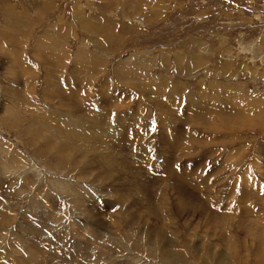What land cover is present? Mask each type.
<instances>
[{
	"label": "rangeland",
	"instance_id": "374dc122",
	"mask_svg": "<svg viewBox=\"0 0 264 264\" xmlns=\"http://www.w3.org/2000/svg\"><path fill=\"white\" fill-rule=\"evenodd\" d=\"M0 211V264H264V0H0Z\"/></svg>",
	"mask_w": 264,
	"mask_h": 264
},
{
	"label": "bare ground",
	"instance_id": "6f19581e",
	"mask_svg": "<svg viewBox=\"0 0 264 264\" xmlns=\"http://www.w3.org/2000/svg\"><path fill=\"white\" fill-rule=\"evenodd\" d=\"M62 89V88H61ZM66 89V88H65ZM54 93V92H53ZM62 93V92H61ZM63 94V93H62ZM71 97V96H70ZM67 99V98H66ZM71 100V99H70ZM71 106V105H70ZM79 109V108H78ZM104 113V112H103ZM100 114V113H99ZM92 115H93V113H92ZM102 115V114H101ZM85 117V116H84ZM104 117V116H103ZM111 117V116H110ZM89 118H90V115H89ZM86 119H87V117H86ZM91 120V119H90ZM36 121H37V119H36ZM62 124H63V126H64V129L62 130L61 129V125L59 124V127L57 128L52 122L51 123H47V122H44V121H40L39 123H35V126H34V128L35 129H37V132L36 131H30V132H33L34 133V137H41L40 139H42L43 140V142H44V137H43V135L42 134H44V136H45V138H46V134H48L49 135V138H50V134H51V132H54L57 136H59L60 137V139H61V145H60V148H61V150L64 152V153H66L67 151H75V153H76V151H81V152H85L86 151V149L88 150L87 152L89 153V151H91V153L93 152L94 153V155H95V157H97L98 158V156L101 158V155H99V153L102 151H100L99 149V151L98 150H94L93 148H91L94 144L93 143H88V142H86V141H84V139H87V140H90V139H92V138H94L95 136L97 137V139H98V137H99V144L102 146V145H104L105 144V142H107L109 139H110V134H111V132H114V131H116V132H120L119 134H118V136L117 135H115V137L117 136L118 138H114V141L116 140V139H119L118 141H120V142H125L126 140H127V138H126V136H125V133H126V131H125V129L122 131V124L120 123L119 125H118V127H116V128H112V125H111V127H110V125H109V121H108V118H106V117H104V122L103 123H101V125H102V128H100V132L99 133H97V132H95V131H93L92 130V128L90 127V124H86V127H87V129H88V131L87 132H84L83 130H79V128H78V124H76V123H72V122H68V121H63L62 119H60L59 120ZM100 121V120H99ZM58 123V122H57ZM81 123V122H80ZM229 123V122H228ZM82 124V123H81ZM98 124H100V122L98 123ZM232 124V123H231ZM34 125V124H33ZM95 129H97V123H94V124H91ZM81 127H83V129H84V126H81ZM115 127V126H114ZM27 128H29V127H27ZM30 128H32V127H30ZM63 128V127H62ZM33 129V128H32ZM28 130V129H27ZM114 130V131H113ZM98 131V130H97ZM123 132V133H122ZM122 133V135L121 136H119L120 134ZM134 133V132H133ZM30 134H32V133H30ZM82 137H85V138H82ZM48 138V139H49ZM74 138H76V141H73V139ZM31 139V138H30ZM47 139V140H48ZM80 140H83L82 141V144H77L78 143V141H80ZM135 140H137V138L135 139ZM134 140V141H135ZM163 140V139H162ZM92 141H93V139H92ZM143 141V140H142ZM164 141V140H163ZM192 141V140H191ZM60 142V141H59ZM58 142V143H59ZM111 142V141H110ZM137 142V141H136ZM38 143V142H37ZM73 143V144H72ZM44 144V143H43ZM68 144H70V145H68ZM97 144V143H96ZM126 144H128V143H126ZM146 145V144H145ZM157 145V144H156ZM58 145H56V147H57ZM42 149L40 150V151H43V147H41ZM190 148V147H189ZM40 149V148H39ZM45 149V148H44ZM124 150V149H123ZM188 151V150H187ZM38 153V152H37ZM40 153V152H39ZM93 153H92V155H93ZM102 153H103V151H102ZM101 153V154H102ZM123 153V152H122ZM90 154V153H89ZM108 155H109V153H107ZM15 155V154H14ZM87 155V154H86ZM81 156V155H80ZM103 156V155H102ZM107 156V155H106ZM102 158H104V157H102ZM102 160V159H101ZM106 160H108V158L106 159ZM117 160H119V161H121V159H117V158H112V161L111 162H116ZM119 161H118V163H119ZM106 163H107V161H106ZM91 164V163H90ZM89 164V165H90ZM105 164V163H104ZM109 164V163H108ZM205 164V163H204ZM102 166H103V164H101ZM100 165V166H101ZM106 165V164H105ZM121 165V164H120ZM148 165V164H147ZM87 166V165H86ZM257 166V165H256ZM88 167V166H87ZM91 167V166H90ZM105 167V166H104ZM177 167V166H176ZM93 168V167H92ZM98 168V167H97ZM109 168V167H108ZM163 168V167H162ZM88 169V168H87ZM96 169V168H95ZM99 169V168H98ZM159 169V168H158ZM93 170V169H92ZM150 170V169H149ZM153 170V169H152ZM101 171V170H100ZM109 171V170H108ZM159 171V170H158ZM83 172V171H82ZM87 172V171H86ZM96 173H97V171H95ZM99 172V171H98ZM104 172H106V171H104ZM103 172V173H104ZM130 172V171H129ZM161 172V171H160ZM171 172V171H170ZM106 173H108V172H106ZM94 174V173H93ZM99 174V173H98ZM101 174V173H100ZM99 174V175H100ZM105 174V173H104ZM181 174V173H180ZM88 175V174H87ZM107 175V174H106ZM179 175V174H178ZM102 176H104V175H102ZM101 176V177H102ZM106 177V176H105ZM177 177V176H176ZM83 178V177H82ZM89 178V177H88ZM98 179V178H97ZM96 179V180H97ZM95 180V181H96ZM99 180V179H98ZM185 180V179H184ZM101 181H102V179H101ZM106 182V181H105ZM62 183H64V182H62ZM96 183V182H95ZM100 183V182H99ZM103 184V183H102ZM115 184V183H114ZM113 184V185H114ZM66 186V185H65ZM116 186V185H115ZM162 186V185H161ZM217 186V185H216ZM118 188V187H117ZM215 188V187H214ZM224 188V187H223ZM154 189V188H153ZM182 189V188H181ZM183 190V189H182ZM116 191H118L117 189H116ZM196 191V190H195ZM211 191V190H210ZM246 191V190H245ZM140 192V191H139ZM119 193V192H118ZM72 194V193H71ZM75 195H76V193H75ZM110 195V194H109ZM80 195L78 194L76 197H79ZM127 196V195H126ZM75 197V198H76ZM112 197V196H111ZM125 198V197H124ZM130 198V197H129ZM196 199V198H195ZM73 200V199H72ZM117 200V199H116ZM184 200V199H183ZM78 201V200H77ZM121 201V200H120ZM188 201V200H187ZM131 202H132V200H131ZM110 203V202H109ZM111 205V204H110ZM119 205V204H118ZM111 207V206H110ZM147 207V206H146ZM5 208V207H4ZM125 208V207H124ZM112 209V208H111ZM121 209V208H120ZM120 209H119V211H120ZM132 209H133V206H132ZM135 209V208H134ZM133 209V210H134ZM114 210V209H113ZM151 210V209H150ZM153 210V209H152ZM195 210V209H194ZM203 210V209H202ZM201 210V212H204V211H202ZM208 210V209H207ZM115 211V210H114ZM128 211V210H127ZM138 211V210H137ZM136 210L135 211H133V212H137ZM186 211V210H185ZM184 211V212H185ZM191 211V210H190ZM6 212H8L7 210H6ZM3 212H1L0 211V216H1V214H2ZM131 213V212H130ZM182 213V212H181ZM188 213V212H187ZM193 213V212H192ZM134 214V213H133ZM152 214V213H151ZM130 215V214H129ZM138 215V214H137ZM15 216V215H14ZM41 216V215H40ZM95 216H97V215H95ZM94 216V217H95ZM132 216V215H131ZM136 216V215H135ZM153 216V215H152ZM98 217V216H97ZM96 217V218H97ZM123 217V216H122ZM264 217V216H263ZM9 218V217H8ZM38 218V217H37ZM120 218V220L122 219L121 217H119ZM118 218V219H119ZM130 218V217H129ZM224 218V217H223ZM5 219V218H4ZM132 219V218H131ZM200 219V218H199ZM247 219V218H246ZM37 220V219H36ZM103 220V219H102ZM126 220H127V218H126ZM129 221V220H128ZM138 221V220H137ZM146 221V220H145ZM187 221H191V220H187ZM207 221V220H206ZM55 222V221H54ZM136 222V221H135ZM200 222V221H199ZM204 222V221H203ZM203 222H200V223H202L203 224ZM208 222V221H207ZM219 222V221H218ZM217 222V223H218ZM1 223V222H0ZM6 223V222H5ZM221 223V222H220ZM1 224H3V222L1 223ZM20 224V223H19ZM104 224V223H103ZM130 226H131V224H135L134 223V221H130ZM143 224V223H142ZM149 224V223H148ZM4 225V224H3ZM144 225V224H143ZM206 224H204V226H205ZM211 225V224H210ZM209 225V226H210ZM264 225V224H263ZM21 226V225H20ZM133 226V225H132ZM137 226V225H136ZM140 226V225H139ZM208 226V225H207ZM208 226V227H209ZM222 226V225H221ZM37 227H38V225H37ZM43 227V226H42ZM168 227H169V225H168ZM208 227H206V228H208ZM215 227H219V225L218 226H215ZM19 228V227H18ZM24 228V227H23ZM212 228H213V224H212ZM211 228V229H212ZM4 228H0V237H1V235H4L3 234V232H1L2 230H3ZM150 231H146L145 230V228H142V231H143V235H146V234H148L149 235V237H151V236H156V238L157 237H159V238H161L162 240V246L164 245V243L167 241V243H168V237L166 236V234H165V232H163L162 231V228H161V226H159V225H157V224H153V229H151L150 227L148 228ZM222 230V229H221ZM4 231V230H3ZM9 231V230H8ZM215 231H218V230H215ZM46 232V231H45ZM98 232V231H97ZM219 232V231H218ZM25 233V232H24ZM100 233V232H99ZM214 233V232H213ZM17 234V233H16ZM48 234V233H47ZM96 234V233H95ZM102 234V233H101ZM219 234V233H218ZM223 234V233H222ZM259 235V234H258ZM35 236V235H34ZM48 236V235H47ZM220 236V235H219ZM43 237V236H42ZM93 237V236H92ZM221 237V236H220ZM3 238V237H2ZM30 238H33V237H30ZM51 238V237H50ZM52 239V238H51ZM59 239V238H58ZM98 239H100V238H98ZM152 239V238H151ZM12 240V245H13V249L14 250H12V251H10L9 250V248H8V251L9 252H12V253H19V250L20 249H22V246H23V243H24V245L27 247V244H29V243H27L24 239H22V237L21 236H19V237H16L15 239H11ZM53 240V239H52ZM98 241V240H97ZM31 242V241H30ZM150 242H151V245L154 243L153 241H151L150 240ZM170 242V241H169ZM32 243V242H31ZM39 243V242H38ZM147 243V242H146ZM37 244V243H36ZM159 244V243H158ZM33 245V244H32ZM157 244H155V246H156ZM3 246V245H2ZM36 246H39V245H36ZM137 246V245H136ZM140 246V245H139ZM161 246V247H162ZM33 247V246H32ZM41 247H43V246H41ZM54 247H56V246H53V248ZM12 248V247H11ZM133 248V247H132ZM137 249H139V247H136ZM159 248V246H156L155 248H154V250L155 249H158ZM214 248V247H213ZM46 249H48L47 251H49V249H52L51 248V246L49 247L48 246V248H47V246H46ZM93 249V248H92ZM148 249H149V251L151 252V253H154L155 251H153L152 249L153 248H150V246L148 247ZM222 249V248H221ZM37 250H39V249H37ZM41 250V249H40ZM39 250V251H40ZM54 251H55V249H53ZM215 250V249H214ZM24 251V250H23ZM27 253H28V257L29 258H25L26 260H28V261H32V262H34L33 260H35L36 262L38 261V263L39 264H51L50 263V261H48L47 260V258L49 257V254L51 253H49L48 254V257H46V256H44L43 254H42V252L40 253V252H38V251H36L35 249H33V248H31V245L29 244V247H28V249H27ZM57 251V250H56ZM219 251V250H218ZM46 252V251H45ZM160 252V251H159ZM164 252V251H163ZM217 252V249H216V251H215V253ZM25 253V252H24ZM59 253V252H58ZM222 253H224V250H222V251H219V252H217V254L220 256L219 258H218V260L217 261H219V264H230V262H231V260H230V262H229V260L227 259V254L226 255H224V254H222ZM9 254V253H8ZM64 254V253H63ZM83 254H84V252H83ZM20 255H22L21 253H20ZM24 255V254H23ZM51 255V254H50ZM54 255V254H53ZM52 255V256H53ZM78 255V254H77ZM85 256H87V258H88V261H90V260H92V257H93V254H91L90 253V255L89 254H84ZM150 255V254H149ZM166 255H168V253H166ZM10 257L9 258H11V256H13V255H9ZM25 256V255H24ZM66 256V255H65ZM5 257V256H4ZM15 257L16 258H18V256H16L15 255ZM23 257V256H22ZM71 257V256H70ZM73 257V256H72ZM152 257H155V255L154 256H152ZM169 259L171 258V257H169V256H167ZM173 257V259L175 258L176 260H180L179 258V256H172ZM231 257V256H230ZM6 258V257H5ZM13 258V257H12ZM1 259V258H0ZM4 259V258H3ZM172 259V260H173ZM25 260V261H26ZM58 260H60V259H58ZM171 260V261H172ZM51 261H53L52 259H51ZM182 261V260H181ZM20 262V261H19ZM61 262V261H60ZM174 262V261H173ZM175 262H178L179 263V261H175ZM37 263V264H38Z\"/></svg>",
	"mask_w": 264,
	"mask_h": 264
}]
</instances>
